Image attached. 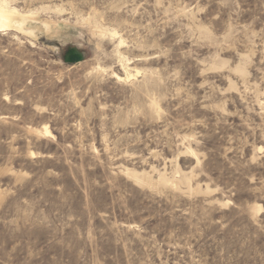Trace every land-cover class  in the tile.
I'll return each mask as SVG.
<instances>
[{"label":"rangeland","instance_id":"374dc122","mask_svg":"<svg viewBox=\"0 0 264 264\" xmlns=\"http://www.w3.org/2000/svg\"><path fill=\"white\" fill-rule=\"evenodd\" d=\"M0 2V264H264V0Z\"/></svg>","mask_w":264,"mask_h":264},{"label":"bare ground","instance_id":"6f19581e","mask_svg":"<svg viewBox=\"0 0 264 264\" xmlns=\"http://www.w3.org/2000/svg\"><path fill=\"white\" fill-rule=\"evenodd\" d=\"M4 5L2 3L0 4V31L18 28L20 22L23 21V17L19 16L18 13L13 9L8 8ZM44 132L45 134H49L48 129H45Z\"/></svg>","mask_w":264,"mask_h":264},{"label":"trees","instance_id":"16d2710c","mask_svg":"<svg viewBox=\"0 0 264 264\" xmlns=\"http://www.w3.org/2000/svg\"><path fill=\"white\" fill-rule=\"evenodd\" d=\"M69 53H72V51L70 50Z\"/></svg>","mask_w":264,"mask_h":264}]
</instances>
